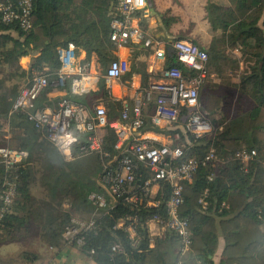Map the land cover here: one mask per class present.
I'll return each mask as SVG.
<instances>
[{
	"label": "trees",
	"instance_id": "trees-1",
	"mask_svg": "<svg viewBox=\"0 0 264 264\" xmlns=\"http://www.w3.org/2000/svg\"><path fill=\"white\" fill-rule=\"evenodd\" d=\"M10 1L14 6L19 2ZM148 1L152 4V0ZM173 2L180 5L179 0ZM116 3L117 0H32L29 29L21 28L17 22L5 23L0 17V147L28 153L23 163L7 172L17 176V195L2 220L0 246L23 242L34 236L37 228L50 246L60 247L62 230L70 215L77 213L83 219H94V227L84 233L85 241L79 250L95 264H214L219 237L223 248L218 264H264V258L256 255L264 244V0H202L198 6L191 4L192 13L199 14L198 24L206 23L208 32L195 29L191 19L184 22L182 13L170 6L157 7L170 34L190 39L209 55L208 75L200 88L199 102L214 131L209 136L190 137L192 145L187 147L189 156L199 164L191 180L182 183L179 214L191 232L185 253L180 251L179 238L171 232L155 238L152 246L149 244L145 221L155 213L163 214V205L132 209L118 199L100 209L88 198L90 192L101 191L98 178L105 160L98 153H78L80 146L87 143L86 134L80 135L74 145L78 156L65 161L45 139L42 129L24 114L10 112L21 88L12 82L14 75L24 84L32 75L47 73L48 85L37 98V107L54 108L62 98H71L68 83L62 95L51 99L47 95L60 90L54 84L60 66L57 50L71 43L77 55L85 51L82 62L92 60L98 73L95 88L74 98L75 102L92 110L96 100H107V119L119 116L121 102L111 96L104 79L108 64L115 58L109 34ZM180 21L190 27L183 30L178 26ZM152 45L151 40H145L133 47L135 59L127 76L138 72L144 78L143 64L138 67L136 59L144 57ZM233 50L238 51L239 58L231 56ZM23 56H30L26 69L19 63ZM238 60L247 70L240 71L237 83H232L226 71H234ZM167 61V65L174 63L169 55ZM4 71L8 77L3 76ZM213 71L217 78H211ZM218 111L224 116L215 118ZM114 142L113 131L106 128L101 145L111 156L115 154ZM241 147L255 151L245 165L232 158ZM210 148L218 158L229 159L215 166L211 162L202 164ZM35 160L48 186L45 198L31 193L36 180L32 164ZM5 174L0 162V182ZM161 190L165 200L168 184L162 183ZM202 197L205 208L199 202ZM63 203L68 204L66 210L62 209ZM129 214L138 218L141 239L136 247L116 226ZM116 244L120 249L112 250Z\"/></svg>",
	"mask_w": 264,
	"mask_h": 264
},
{
	"label": "built area",
	"instance_id": "built-area-1",
	"mask_svg": "<svg viewBox=\"0 0 264 264\" xmlns=\"http://www.w3.org/2000/svg\"><path fill=\"white\" fill-rule=\"evenodd\" d=\"M31 10L32 0H19L17 6L10 0H0L1 20L17 22L23 29L31 27ZM115 13L110 21L109 34L115 46V58L108 64L104 75L109 92L113 83L120 82L131 71L130 48L149 41L146 24H151L153 19L148 0H142V3L140 0H117ZM152 44L153 51L147 56L146 84L131 79L129 99H118L121 110L114 120L107 119V108L102 103L94 104L89 110L68 98H62L54 108L44 106L30 110L48 85L47 73L32 75L21 86L10 112L24 114L42 129L45 139L65 161L74 160L78 153L101 155L105 161L98 181L116 201L122 199L132 209L163 205V214L155 213L145 221L150 246L155 238H163L171 232L179 238L180 251L185 253L189 249L191 232L179 214L183 201L182 183L191 180L199 164L194 156H189L187 147L192 145L190 137L209 136L214 131L199 102V91L208 75L209 56L189 39L165 35L161 39L152 37ZM57 54L60 66L54 84L61 91L66 83L71 93L81 96L95 88L98 73L92 60L81 62L71 43L58 48ZM168 55L174 61L170 65H167ZM147 124L150 127H146ZM106 128L115 135V154L112 156L103 151L101 145ZM84 134L87 143L80 146L78 153L74 152L78 137ZM68 135L73 140L64 145L61 138ZM254 154V150L241 147L232 158L245 165ZM27 155L22 149L0 147V162L6 170L0 182V227L17 195V176L7 172L23 163ZM227 159V156L218 158L210 148L201 163L211 162L215 166ZM162 183L169 186L165 200ZM88 198L97 208L107 206L106 198L100 193L90 192ZM199 202L205 208L203 197ZM64 206L68 208L67 203ZM137 220L136 215L129 214L119 219L116 225L127 233L134 247L141 239ZM93 227L94 219L70 215L61 233L62 245L79 249L85 241L84 233ZM119 249L117 244L112 246V250ZM196 264L204 263L199 261Z\"/></svg>",
	"mask_w": 264,
	"mask_h": 264
},
{
	"label": "rangeland",
	"instance_id": "rangeland-1",
	"mask_svg": "<svg viewBox=\"0 0 264 264\" xmlns=\"http://www.w3.org/2000/svg\"><path fill=\"white\" fill-rule=\"evenodd\" d=\"M180 2H181L180 6H177L174 2H171L170 5L178 7V9H176V11H179L182 13V17L184 19V22L185 21L187 22L189 19H191L193 22L195 21V29L196 28L200 29L201 25L198 24V23H200L199 22V20H200L199 14L194 15V13H192V8L188 7V2H186V1H183V2L180 1ZM166 3H170V1L167 0ZM182 7H185V8H182ZM142 25L145 26V24H142ZM178 26H181V28L183 30H187V28L190 27L188 23H183V21L182 22L180 21ZM146 28L148 29L147 30V33H148L147 39H149L151 41H152V37L154 39H161V38H165V35H168L170 37H176L177 36L176 34H170L167 31V29L164 27L163 24L158 25L157 29H154V30H152V23L148 24V25L146 24ZM144 29H145V27H144ZM159 31H161V32L165 31L166 33L164 36L160 35V38H159V36H156V34H158ZM152 51H153V49L151 48V50H149V52L144 57H142V58L140 57L139 59H136V61H137L136 64L138 67H140L141 64H143L145 76H144V78H142V75L140 73H138V72H133V73L139 75L140 82L142 84L147 81V75H146V68L148 65L147 56H148V54H151ZM131 56H132V54H131ZM131 56H130V59H131V62H133L135 59V56L134 55L132 57ZM132 64L133 63H131V66H133ZM131 71H132V69H131ZM4 75H5V77H8L9 74L4 71L3 76ZM0 76H1V72H0ZM12 79H13L12 80L13 83L16 82L19 86L23 85L22 81L19 80L18 75H14ZM125 79L129 80L130 76H126ZM129 95H130V93H128V95L126 96L127 100L129 99ZM68 96H71V98L70 97L68 98L70 101L75 102L76 100L74 98L80 97L81 95L73 94L69 90ZM106 101L107 100L98 99L94 103L95 104L102 103L108 109ZM36 105H37V103L35 102V104L32 107H30L29 109L30 110L34 109L35 107H37ZM219 113H220V111H218V114L215 115V118H220V117L224 116V113H222L220 115H219ZM32 164H33V167L35 169L36 180L32 185L31 193L37 198H45L46 197V190H47L48 186H45V183H43V180L41 178L43 170L41 169V166L39 165L38 160H35L34 162H32ZM98 184L101 188V191L96 192V193L102 194L107 200V206L100 208V209L108 208L111 205H113L116 202V200L113 198V196L110 194L109 190L103 184H101L99 181H98ZM92 192H95V191H92ZM74 215H79V214L74 213ZM33 233H34V236H30L29 238L25 239V241H23V242H15V243H8V244L1 245L0 246V264H45L46 261H48L49 258L52 257V254L50 253L52 251H50V250H53V249H50V247H53V246H50V243H48L45 235L43 237V235L41 234L40 231L37 230V228H34ZM24 252H26V253H24ZM256 255L258 257L264 258V244L257 251Z\"/></svg>",
	"mask_w": 264,
	"mask_h": 264
},
{
	"label": "crops",
	"instance_id": "crops-1",
	"mask_svg": "<svg viewBox=\"0 0 264 264\" xmlns=\"http://www.w3.org/2000/svg\"><path fill=\"white\" fill-rule=\"evenodd\" d=\"M169 1H170V3H166L167 0H152V4H150L151 9H152V13H153L152 30L157 29V26L162 24V21L160 19L159 14H158V8H157L158 6L159 7H161V5H163V7L170 6L174 9H178V7L170 5L171 2H173V0H169ZM180 1L188 2V7H190L191 4H193L192 6H198L197 4H199V2H201L202 0H179V2ZM176 5L180 6L181 4L180 5L176 4ZM192 6H191V8H192ZM182 8H185V7H182ZM200 25H201L200 29H202L204 32H208V26L206 23H204V24L202 23ZM165 33H166L165 31L164 32L159 31L158 34H156V36H159V38H160V35L164 36ZM126 51H128V50H126ZM131 54H132V56L134 55L133 48H130L129 57L131 56ZM230 54L232 57H234L236 59L239 58L238 57V51H236V50H233ZM84 58H85V51L82 50L79 53V59L82 62V60ZM29 62H30V56H23L19 59V63L21 65V67L24 69H26L28 67ZM250 63L252 64L254 62L252 61ZM243 70H247V67H245L244 63H242L241 61L239 62V60H238L237 68L232 72H228V70L226 72H227L228 77H230L231 82L237 83V81H238L237 80L238 79L237 74ZM127 75L128 74H126L121 79L120 82H115L112 84L110 93L112 94L111 96L114 97L115 99L126 98L128 93H130L129 82L131 81V79H133V81H140L139 75H137V74L132 73L130 75L129 80L125 79V77ZM211 78L212 79L217 78V75L214 73V71L211 73ZM62 94H63V92L61 90H56V91L49 92L47 95L51 99V97L55 98V97H58ZM64 204H66V203L62 204V209L66 210L67 208H65ZM77 216H79V215H77ZM222 248H223V240H222V237H219L217 250L213 256L214 264L219 263V256H220V253L222 251ZM50 249H53V250H50V251H52V252H50L52 254V257H50L49 260L46 261L45 264H95L91 260L90 257L84 255L76 247H64L61 244L60 247H54L53 246V247H50Z\"/></svg>",
	"mask_w": 264,
	"mask_h": 264
},
{
	"label": "clouds",
	"instance_id": "clouds-1",
	"mask_svg": "<svg viewBox=\"0 0 264 264\" xmlns=\"http://www.w3.org/2000/svg\"><path fill=\"white\" fill-rule=\"evenodd\" d=\"M140 2L142 3V0H140ZM61 139L63 140L64 145L71 143L73 140V138L70 135L62 137ZM65 151H67V147H65Z\"/></svg>",
	"mask_w": 264,
	"mask_h": 264
}]
</instances>
